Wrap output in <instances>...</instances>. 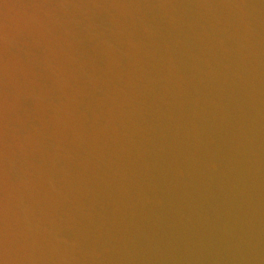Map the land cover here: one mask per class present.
<instances>
[{"label": "water", "instance_id": "obj_1", "mask_svg": "<svg viewBox=\"0 0 264 264\" xmlns=\"http://www.w3.org/2000/svg\"><path fill=\"white\" fill-rule=\"evenodd\" d=\"M0 264H264V0H0Z\"/></svg>", "mask_w": 264, "mask_h": 264}]
</instances>
